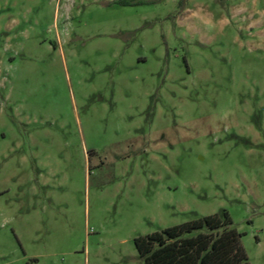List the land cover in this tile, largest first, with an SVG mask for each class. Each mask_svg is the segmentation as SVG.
I'll use <instances>...</instances> for the list:
<instances>
[{
  "label": "rangeland",
  "instance_id": "obj_1",
  "mask_svg": "<svg viewBox=\"0 0 264 264\" xmlns=\"http://www.w3.org/2000/svg\"><path fill=\"white\" fill-rule=\"evenodd\" d=\"M223 212L264 264V0H0V264Z\"/></svg>",
  "mask_w": 264,
  "mask_h": 264
},
{
  "label": "trees",
  "instance_id": "obj_2",
  "mask_svg": "<svg viewBox=\"0 0 264 264\" xmlns=\"http://www.w3.org/2000/svg\"><path fill=\"white\" fill-rule=\"evenodd\" d=\"M122 4L127 2L121 1ZM143 264H249L228 215L207 216L134 241Z\"/></svg>",
  "mask_w": 264,
  "mask_h": 264
}]
</instances>
